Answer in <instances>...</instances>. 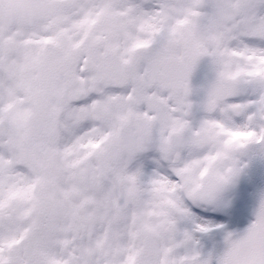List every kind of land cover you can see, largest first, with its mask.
Wrapping results in <instances>:
<instances>
[{
	"label": "snow or ice",
	"instance_id": "snow-or-ice-1",
	"mask_svg": "<svg viewBox=\"0 0 264 264\" xmlns=\"http://www.w3.org/2000/svg\"><path fill=\"white\" fill-rule=\"evenodd\" d=\"M0 264H264V0H0Z\"/></svg>",
	"mask_w": 264,
	"mask_h": 264
}]
</instances>
